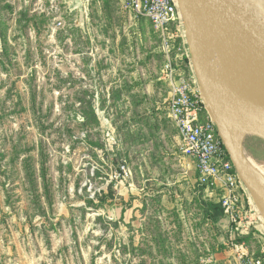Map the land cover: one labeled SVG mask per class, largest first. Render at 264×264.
I'll list each match as a JSON object with an SVG mask.
<instances>
[{
    "label": "rangeland",
    "instance_id": "374dc122",
    "mask_svg": "<svg viewBox=\"0 0 264 264\" xmlns=\"http://www.w3.org/2000/svg\"><path fill=\"white\" fill-rule=\"evenodd\" d=\"M174 2L166 47L128 0H0V264H241L169 116V58L208 106Z\"/></svg>",
    "mask_w": 264,
    "mask_h": 264
},
{
    "label": "built area",
    "instance_id": "2783aa9c",
    "mask_svg": "<svg viewBox=\"0 0 264 264\" xmlns=\"http://www.w3.org/2000/svg\"><path fill=\"white\" fill-rule=\"evenodd\" d=\"M128 6L152 22L166 47L170 40L180 36V13L174 0H128ZM163 75L171 86L168 112L179 133V149L195 162L199 183L210 191L216 190L217 202L221 204L229 223L225 245L241 264H264L263 258L251 255L245 241L237 239L251 235L258 221L247 209L244 183L217 131L208 106L203 104V96L194 94L188 85L176 80V68L171 58L165 64Z\"/></svg>",
    "mask_w": 264,
    "mask_h": 264
},
{
    "label": "water",
    "instance_id": "95a60500",
    "mask_svg": "<svg viewBox=\"0 0 264 264\" xmlns=\"http://www.w3.org/2000/svg\"><path fill=\"white\" fill-rule=\"evenodd\" d=\"M191 44L193 66L208 102V109L235 118L243 131L240 141H235L229 130L216 119L217 131L235 165L243 183L257 198L260 192L259 178L254 174L246 157V146L252 139L255 145L264 147V126L249 121L236 104L239 93L222 79L212 75L204 65L203 49L196 22L191 14L195 6L204 18L223 30L229 37L226 42L256 51L264 56V0H178ZM216 118V117H215ZM253 138L255 140H253Z\"/></svg>",
    "mask_w": 264,
    "mask_h": 264
},
{
    "label": "bare ground",
    "instance_id": "6f19581e",
    "mask_svg": "<svg viewBox=\"0 0 264 264\" xmlns=\"http://www.w3.org/2000/svg\"><path fill=\"white\" fill-rule=\"evenodd\" d=\"M190 11L202 42L206 69L239 93L236 104L249 121L264 126V56L227 43L229 35L225 30L209 23L197 7L192 6ZM215 114L237 141L234 136L238 132L239 122L226 112L215 110ZM258 185L260 192L257 199L264 212V181H258Z\"/></svg>",
    "mask_w": 264,
    "mask_h": 264
},
{
    "label": "crops",
    "instance_id": "0c3cea01",
    "mask_svg": "<svg viewBox=\"0 0 264 264\" xmlns=\"http://www.w3.org/2000/svg\"><path fill=\"white\" fill-rule=\"evenodd\" d=\"M253 140H255L253 138ZM248 146H246V151H252V155L250 154V156H246L247 157V160L249 161L250 165H251V168L254 172V174L259 178L261 177H264V163L263 162H258V160H256V157L254 156L255 155V152H253V150L255 149V144H254V141H252V139L250 141H248ZM260 148V147H259ZM248 149V150H247ZM262 151H264V147H262ZM254 154V155H253ZM187 157V156H185ZM252 157V158H251ZM189 158V157H188ZM191 159V158H190ZM192 160V159H191ZM192 162L194 163V161L192 160ZM198 180V179H197ZM199 182V181H198ZM200 185L202 186V184L200 183ZM203 187V186H202ZM206 192L209 193V198H211V200H214V201H218V198H217V193H216V190H208V189H205ZM214 198V199H213Z\"/></svg>",
    "mask_w": 264,
    "mask_h": 264
},
{
    "label": "trees",
    "instance_id": "16d2710c",
    "mask_svg": "<svg viewBox=\"0 0 264 264\" xmlns=\"http://www.w3.org/2000/svg\"><path fill=\"white\" fill-rule=\"evenodd\" d=\"M204 189H207L206 186L202 185ZM209 190V189H208ZM206 208H205V216L208 217L210 221L213 223H217L220 219L221 216H223V209L222 206L219 202H216L214 200H209V202L205 203ZM217 212V214H215ZM255 232V230H254ZM254 232L251 235H247L242 238H237L239 241H245L248 244L249 239L251 236L254 234ZM260 258H263V256H260Z\"/></svg>",
    "mask_w": 264,
    "mask_h": 264
}]
</instances>
